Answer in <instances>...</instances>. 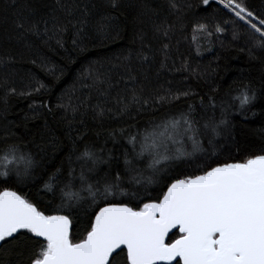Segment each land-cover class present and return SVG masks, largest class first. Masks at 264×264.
<instances>
[{
	"label": "trees",
	"instance_id": "1",
	"mask_svg": "<svg viewBox=\"0 0 264 264\" xmlns=\"http://www.w3.org/2000/svg\"><path fill=\"white\" fill-rule=\"evenodd\" d=\"M31 2L44 12L45 6L55 0ZM95 2L100 4L102 0ZM23 3L24 0H0V80L8 79L17 91L32 92L30 96H6L0 88V172L4 170V150L12 144L31 155L36 166L33 178L21 183L13 176L12 183L0 182V191L8 187L45 210L59 206L62 201L68 203L67 197L78 194L79 203L66 208L74 219L73 240L85 234V226L97 207H89L92 204L89 185L93 191L102 190L105 180L111 181L119 173L120 191L127 195H118L116 201L136 204L141 202L145 189L150 195L156 194L162 187L161 181L176 167L196 169L202 154L171 162L173 167L167 173L153 177L155 183H147L152 177V157L147 153L139 156L140 143L137 141L134 150L130 136L151 131L161 121L191 111L199 121L194 125L199 129L197 138L211 150L210 131L204 125L213 117L219 122L224 115L233 126L231 136L215 139L218 153L230 152L232 157L241 159L260 154L264 148V49L253 46L238 22L225 23L231 14L223 9L216 11L219 5L213 4L210 11L215 15L210 16L200 11V0H176V9L169 8L167 0H123L124 6L112 12L116 19L105 33L97 32L94 25L111 10L98 7L78 36L77 29L67 24V18L58 11L67 30L54 33L50 22L48 32L53 38L49 39L43 34L42 25L41 35L29 36L30 46L24 47L16 39L14 25ZM141 3L157 9L159 15L140 16ZM245 3L257 14L264 12V0ZM79 16L77 12L72 19L75 21ZM153 21L165 22L169 28L166 37L153 31ZM197 22L220 25L224 30L206 36L196 31ZM234 30L240 33L238 39H233ZM141 31L145 33L143 40L138 38ZM144 56L148 57L146 61ZM89 68L100 76L103 84L87 78ZM129 69L137 77L138 93L179 99L143 108L130 104L128 111L121 112L117 101L127 102L131 96L132 85L126 83ZM244 84L253 88L258 97L247 118L238 114L236 100ZM209 97L213 98L211 102ZM210 103L216 105L215 109ZM221 105L227 112L221 111ZM183 139L190 151L191 140L187 136ZM86 150L95 153L97 163L80 159ZM53 174L59 179L48 190L45 184ZM107 202L100 200L101 204ZM21 251L23 256L19 255ZM29 254L28 250L10 245L7 253L0 252V261L15 264L17 260L26 261Z\"/></svg>",
	"mask_w": 264,
	"mask_h": 264
},
{
	"label": "snow or ice",
	"instance_id": "2",
	"mask_svg": "<svg viewBox=\"0 0 264 264\" xmlns=\"http://www.w3.org/2000/svg\"><path fill=\"white\" fill-rule=\"evenodd\" d=\"M200 4V11L210 16L215 15L210 11L213 4L219 5L216 11L223 9L231 14L225 23L238 22L253 46L264 49V12L255 13L245 0H200ZM167 5L171 9L177 8L176 0H167ZM122 6L123 0H102L100 4L95 0H55L54 4L45 6L46 11L41 12L32 6L31 0H24L17 13L18 19L14 21L16 39L24 47H29L28 37H39L42 25L43 34L52 39L48 32L50 22H53L54 33L66 31L58 11L67 18V24L77 29L78 36L89 25L92 11L98 7L111 10L105 12L94 25L97 32L105 33L116 19L112 12H118ZM77 12L80 16L74 21L72 17ZM149 13L159 15L157 9L141 3L139 15L148 16ZM223 30L220 25L197 22L196 31L206 36ZM153 31L166 37L169 28L165 22L153 21ZM239 36L240 33L234 30L233 39ZM144 37L145 33L141 31L138 38L143 40ZM73 43L76 44V40ZM143 59L146 61L148 57ZM87 78L94 83H104L91 68ZM136 82L137 77L129 69L126 83L132 85L129 89L131 96L127 102L117 101L121 112L128 111L130 104L143 108L179 99L178 96H144L136 91ZM0 88L6 96L32 95L31 91H17L6 78L0 80ZM238 91V114L247 118L248 111L258 98L257 92L248 84ZM212 100L209 97V101ZM210 107L215 109L216 105L210 103ZM221 111L227 112V109L221 105ZM198 123L191 111L181 112L178 117L153 125L151 131L130 136L134 150L137 141L140 143L139 156L147 153L152 157V177L148 179V184L156 182L153 177L167 173L173 167L171 162L197 154H202L203 159L197 161L193 171L176 167L161 181L162 187L156 194L150 195L145 189L141 202L136 204L116 201L118 195H127L120 191L119 173L111 181L106 179L102 190L96 188L93 191L89 185L87 191L92 198L89 207H97L89 217L85 234L78 240L72 238L74 219L66 211V208L79 203L81 198L78 194L67 197L68 203L62 201L59 206L45 210L24 195L5 187L0 191V252L7 253L10 245L30 251L26 261L17 260L15 264H264V148L260 154L241 159L232 157L230 152L218 153L215 139L221 135L231 136L233 126L222 115L219 122L213 117L204 125L210 131L208 145L211 150L206 149L197 138L199 129L194 125ZM185 136L191 140L190 151L184 146ZM80 159L91 160L93 164L98 162L95 153L88 150ZM35 166L31 155L12 144L4 150V170L0 172V182L12 183L15 176L23 183L33 178ZM59 171L57 169V173ZM58 179L59 176L53 174L45 187L51 190ZM109 197L113 199L109 200ZM100 200L108 202L101 204ZM19 255L23 256L24 251ZM0 264L11 262L0 261Z\"/></svg>",
	"mask_w": 264,
	"mask_h": 264
}]
</instances>
